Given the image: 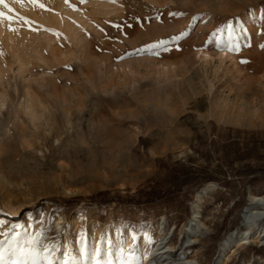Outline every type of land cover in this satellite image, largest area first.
Segmentation results:
<instances>
[{
  "label": "rangeland",
  "instance_id": "obj_1",
  "mask_svg": "<svg viewBox=\"0 0 264 264\" xmlns=\"http://www.w3.org/2000/svg\"><path fill=\"white\" fill-rule=\"evenodd\" d=\"M6 2L14 19H0V241L13 225L44 228L61 252L78 255L83 237L111 264H142L139 237L155 243L164 221L176 246L198 190L236 180L214 182L201 206L206 233L186 248L212 264L227 234L247 229L250 196L264 195V0ZM183 168L214 180L183 184L178 204L156 217L119 202L156 182L166 189ZM259 242L235 247L224 264H264Z\"/></svg>",
  "mask_w": 264,
  "mask_h": 264
},
{
  "label": "bare ground",
  "instance_id": "obj_2",
  "mask_svg": "<svg viewBox=\"0 0 264 264\" xmlns=\"http://www.w3.org/2000/svg\"><path fill=\"white\" fill-rule=\"evenodd\" d=\"M216 186L212 181L198 190L196 199L193 202L192 216L189 221L184 223V231L180 234L179 241L176 246L171 245V229H166L164 221L161 222L160 228L157 230L158 235L155 243L151 244L152 237L150 234L143 235L138 238L137 243L142 247V264H201L195 257L190 256V252L196 250H187V246L200 236L205 235L206 224L201 219V206L205 196L208 195L211 188ZM250 203L246 206L243 213L242 224L247 229L240 230L235 228L227 234L221 241L220 249L212 264H224L230 251L236 246L250 242H264V195H251ZM63 217L57 221L59 225ZM61 230V229H60ZM114 234V233H113ZM112 237V236H111ZM103 254L109 253L111 242L105 239ZM99 248V247H98ZM100 251V250H99ZM108 258V256H106ZM100 260V264H108L107 258ZM109 259V258H108ZM243 264H246L244 262Z\"/></svg>",
  "mask_w": 264,
  "mask_h": 264
},
{
  "label": "snow or ice",
  "instance_id": "obj_3",
  "mask_svg": "<svg viewBox=\"0 0 264 264\" xmlns=\"http://www.w3.org/2000/svg\"><path fill=\"white\" fill-rule=\"evenodd\" d=\"M17 2L23 3V0H17ZM33 4L37 3V0H31ZM110 2H115V0H110ZM0 5L7 8L8 11H0V19H6L11 22L14 17L9 15L14 10L9 7L6 0H0ZM44 7L43 4L39 5ZM174 15H182V13H176ZM20 19H26L20 17ZM225 28L234 31L233 25L231 23H226ZM9 30L15 31L9 25ZM246 46H251L250 43ZM264 48V44L260 45ZM229 50H238V45L236 48H231ZM242 63H247V61H241ZM7 228V225L4 226ZM23 227L22 225L12 226V235L6 239L0 241V264H84V261H90L91 264H100L99 256L100 251L98 248L88 249L87 245L81 237V248L79 249L78 255H72L70 251L61 252V245L56 243L54 240H49L47 236V230L40 228L35 232L25 229L23 233L15 231L17 228ZM7 235V233H0ZM135 239V236L132 237ZM123 251V249H121ZM58 253H61L58 255ZM131 259V257H130ZM111 264V261H108Z\"/></svg>",
  "mask_w": 264,
  "mask_h": 264
},
{
  "label": "trees",
  "instance_id": "obj_4",
  "mask_svg": "<svg viewBox=\"0 0 264 264\" xmlns=\"http://www.w3.org/2000/svg\"><path fill=\"white\" fill-rule=\"evenodd\" d=\"M188 169L183 168L181 170V175L185 176V178L181 176H176L174 174H170L167 178L169 179L168 181L170 182L169 187L166 189L162 188L160 184L157 182L155 183L156 185H152L149 190L142 195L141 199L139 200H131L128 198H120L119 197V202L120 203H136V204H141L143 203L146 206V211H152L153 215L156 217L161 213V206L164 204H178V201L176 200V192L180 191L181 186L183 184H187L188 186H191L194 184L195 181L198 182H206L209 180H214V178H211L209 176L203 177L201 179H193L194 177H187ZM203 179V180H202ZM166 186L167 182H161ZM166 190V191H165ZM112 198L104 199L102 201H99V199L95 198H90V201L92 204H99V203H105L108 201H111Z\"/></svg>",
  "mask_w": 264,
  "mask_h": 264
},
{
  "label": "crops",
  "instance_id": "obj_5",
  "mask_svg": "<svg viewBox=\"0 0 264 264\" xmlns=\"http://www.w3.org/2000/svg\"><path fill=\"white\" fill-rule=\"evenodd\" d=\"M249 181H250V180H249ZM251 181H253V184H252V183H251V184H252V186L254 187V185H255V181H256V178H254V179L251 180ZM213 182H215V183H217V184H219V185L222 183V186H223V187H229V186H231V185H233V186H237V185H239V186H240V183H238L236 180H225V181L220 180V181H213ZM251 184H250V185H251ZM258 184H259V183H257V185H258ZM252 186H251V187H252ZM259 247H262V246H259ZM263 247H264V246H263ZM252 252H253V251H252ZM252 254H253V253H252ZM255 257H256V258H257V257H260V258H261L262 255L259 254V255H256Z\"/></svg>",
  "mask_w": 264,
  "mask_h": 264
},
{
  "label": "built area",
  "instance_id": "obj_6",
  "mask_svg": "<svg viewBox=\"0 0 264 264\" xmlns=\"http://www.w3.org/2000/svg\"><path fill=\"white\" fill-rule=\"evenodd\" d=\"M217 184V183H216ZM219 185V184H218ZM250 203V201L249 202H247V204L245 205V207H244V209H243V213H244V211H245V209H246V206L248 205ZM219 204H221V202L219 203ZM243 213H242V218H243ZM245 226V225H244ZM247 228V227H246ZM172 235V234H171ZM250 242H252V241H250ZM250 242H247V243H244V244H241V245H245V244H248V243H250ZM194 242H192V243H190L188 246H190V245H192ZM259 245H264V242H259ZM240 246V245H239ZM236 247H238V246H236ZM219 249H220V247H219ZM219 249H218V251H217V253L219 252ZM215 258V257H214ZM213 258V259H214ZM251 264H255V262H253V260L251 261Z\"/></svg>",
  "mask_w": 264,
  "mask_h": 264
},
{
  "label": "water",
  "instance_id": "obj_7",
  "mask_svg": "<svg viewBox=\"0 0 264 264\" xmlns=\"http://www.w3.org/2000/svg\"><path fill=\"white\" fill-rule=\"evenodd\" d=\"M214 262V259L212 260V263Z\"/></svg>",
  "mask_w": 264,
  "mask_h": 264
}]
</instances>
